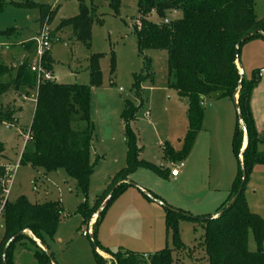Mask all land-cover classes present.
<instances>
[{
	"label": "trees",
	"instance_id": "trees-1",
	"mask_svg": "<svg viewBox=\"0 0 264 264\" xmlns=\"http://www.w3.org/2000/svg\"><path fill=\"white\" fill-rule=\"evenodd\" d=\"M78 1L79 13L72 18L62 19L58 29L70 27L74 38L89 47L92 26L94 23H102V14H97L94 0H90L89 6L85 5L83 0ZM106 1L117 14L120 1ZM38 8L41 24L50 7L40 5ZM137 9L140 25L134 26V32L137 51L143 59L144 73L133 77L134 94L140 96L142 83L150 77L151 62L145 51H165L167 86L174 89L187 106V131L182 146L178 151L168 146L165 150L167 159L180 161L188 155L202 128L204 98L214 95L217 98L228 97L234 101L233 95L237 91V108L242 118L241 125L237 117L232 136L238 170L228 198L217 209V214L239 193L234 203L222 215L192 217L183 210L172 208L158 195L149 191L141 193L148 200L156 201L163 207L165 231L170 235L173 250L177 254H182L185 250L179 234V221L185 219L197 221L203 227L198 244L202 248L206 264H264V220L250 211L244 194L253 167L264 164V152L257 149L262 139L258 136L249 105L260 70H253L251 78L245 79L240 75L236 64L240 49L245 43L255 38L264 40V36L257 32L261 29L264 33V18L256 17L255 0H137ZM170 10L180 11L181 18L164 22L166 12ZM54 12L51 11L49 19ZM152 12L162 21L155 23L148 20L147 17ZM246 36L247 38L241 41ZM99 58V54L90 56L89 84L44 81L36 86V75L30 71L32 60L29 59L18 64L14 69L13 79L5 82L1 78L11 70L0 66V95L10 90L19 95L23 89L27 96L29 90L37 89L34 112L27 129L30 148L25 147L21 153L19 165L41 170L43 174L63 169L73 178L76 181V189L84 197V201L77 208L84 224H88L97 214L109 192L114 189L105 207L98 213V220L91 234L96 264H106L97 249L109 255L114 264H140L144 255L127 251L112 253L101 246L96 237L97 228L108 206L132 186L129 177L136 169L147 168L161 177H167L168 170L140 159L142 148L131 126L139 107L126 101L120 114L126 146L125 166L111 178L93 204L88 202L89 179L98 161V158L94 162L90 161V148L94 139V127L90 121V94L92 88L98 87L101 82ZM53 63L50 57L44 56L43 65L47 70H52ZM114 68L115 59L112 54L111 73ZM240 79L242 82L239 85ZM17 111L13 104L6 103L0 114V124H16L18 118L14 115ZM74 122H83L85 126L75 128ZM242 127L247 135V146L240 153L244 136ZM3 151V145L0 143V160H4ZM12 172L13 168L9 163L0 164V205L3 203L4 225L0 239V264H13L14 248L23 240L36 245L28 232L47 247V240L55 235L63 214L59 201L32 203L24 195L16 197L13 201L5 200V187ZM250 232L255 242L254 251L247 247ZM33 257L38 264H52L41 248L34 252ZM146 259L148 264H175L178 257H174L172 249L165 246L158 252L147 255Z\"/></svg>",
	"mask_w": 264,
	"mask_h": 264
},
{
	"label": "rangeland",
	"instance_id": "rangeland-1",
	"mask_svg": "<svg viewBox=\"0 0 264 264\" xmlns=\"http://www.w3.org/2000/svg\"><path fill=\"white\" fill-rule=\"evenodd\" d=\"M119 1L117 14L114 13L108 1H93L97 6V14H102V23L93 24L91 42L89 47H86L74 38L70 27L58 29L62 19L72 18L79 13L78 0H0V66L11 70L1 80L5 82L12 80L14 65L35 58L34 38L40 29L38 6L50 7L45 19H48L51 38L49 49L44 56L50 57L54 62L52 68L55 78L51 81L61 84H89L90 56L100 55L101 82L98 87L92 88L90 94V121L94 127V146L106 150L113 142L111 141L113 138L122 143L123 124L120 114L125 108L126 101L139 107L131 126L142 148L140 159L156 167L162 166L168 170V174L167 177H161L155 171L139 167L129 178L138 181L146 191L159 195L164 200V197L177 194L182 205L186 206L183 211L192 217L201 218L202 216L193 213L214 207L217 192H221L229 185V180H226L228 172L232 171L234 174L238 170V160L232 147V136L238 117L236 107L229 99L217 98L214 95L204 98L202 128L188 155L182 159L186 168H191V173L183 180L180 188L176 186L177 184L174 185L169 171L179 161L167 159L165 150L168 146L174 151L181 148L187 131V109L185 113L176 91L167 86L165 51H145V55L151 62V73L143 83L149 84L141 86L139 97L134 94L133 77L144 73L143 59L137 51V39L134 32V26L140 21L137 0ZM83 2L87 6L90 5V0H83ZM28 3L35 5H26ZM52 10L55 12L49 19ZM255 13L258 19L264 18V0H255ZM179 18H181V12L176 14L172 10L165 14V19L169 21ZM147 19L155 23L162 21L154 12L149 14ZM22 43L28 47L33 44V57L21 56ZM112 54L115 59L113 73L110 72ZM239 58L243 77L250 79L252 71L257 69L258 63H262V60L252 57L245 44L240 49ZM36 90V88L29 90L27 96L23 89L19 95L13 96L12 90L0 95V114L5 102L12 96L10 101L15 102V108L22 105L21 112L14 115L18 118L16 124L10 126L0 124V143L4 148V160H0V164L9 163L13 168L11 179L6 183L4 199L13 201L16 197L24 195L32 203L59 201L63 214L55 235L47 240V248L54 262L56 264H96L91 234L98 219L95 214L88 224H84L77 213V208L84 201V197L76 189V181L70 178L63 169L52 171L44 176L42 172L39 171V174L30 166L19 165L21 153L25 147L30 148L27 141V129L34 112L33 97L35 99ZM23 97L29 98L23 100ZM223 102H227L230 109L224 108ZM210 105L221 108V114L217 118L212 116ZM226 111L231 113V127L233 126V130L231 128L227 132L226 128L230 120L226 121L228 119ZM73 126L83 128L85 123L74 122ZM242 141L244 143V136ZM257 149L259 152H264V143L259 144ZM191 151L194 152L193 157L196 158H191L189 161L188 156ZM101 160L97 161V166L94 168L96 172L91 185L89 179L87 198L90 204H93L92 200L100 185L102 176L98 165ZM105 169L101 167V170ZM106 171L109 170L103 173ZM249 188L250 190L246 192L248 199L251 201L255 197L252 192L257 191L256 197L262 195V203H264V164H257L253 167L246 185V189ZM165 202L168 204L166 200ZM1 207L0 238L4 230ZM156 208H160L158 214L145 211L141 214L142 217L125 215L118 212L120 207L114 200L105 210L98 225V229L101 228L104 231L105 240L98 235L99 233L96 235L97 240L100 241L101 246L112 253L127 251L144 255L140 264H148L147 255L158 252L165 246L172 249L174 257H178L175 264H206L202 248L198 244L203 234L202 225L192 220L179 221L180 240L185 250L182 254H177L173 250L170 235H167L165 231V211L161 206ZM260 211L263 216L258 215L264 220L262 207ZM89 227L92 228L91 234L84 236L82 232ZM36 245L27 241L26 244L17 247V264H38L33 259V252L40 250L41 247L37 242ZM247 247L250 251L256 249L251 232L248 235ZM99 255L104 258L106 264H114L109 255L105 253H99Z\"/></svg>",
	"mask_w": 264,
	"mask_h": 264
},
{
	"label": "crops",
	"instance_id": "crops-1",
	"mask_svg": "<svg viewBox=\"0 0 264 264\" xmlns=\"http://www.w3.org/2000/svg\"><path fill=\"white\" fill-rule=\"evenodd\" d=\"M170 11H172V10H170ZM174 12L176 14H178V12H180V11H174ZM24 44L25 43L21 44L22 51H23L21 56L24 57L26 55H29V56L33 57V53H34V46H32L33 44H31V46H29V47L25 46ZM245 46L247 47V51H250V54L252 55V57H254L257 60H262V63H258V65H257L258 66L257 69L260 70V72H259V80H258L257 85L253 88V90L251 92L250 102H249L252 118H253V121H254V124H255V128L257 130L259 138L262 139V141L259 144H262V143H264V40L262 38H255V39H252V40L248 41L247 43H245ZM165 57H166V54H165ZM165 61H166V58H165ZM18 64H20V62L17 63L16 65H14V67H16ZM239 64L242 67V64L240 62V58H239ZM237 68L239 70L238 65H237ZM242 72H243V69H242ZM52 73H53V68H52ZM53 76H54V73H53ZM54 78H55V76H54ZM148 84L149 83H145V84L142 83V87H144L145 85H148ZM14 95H18V94L13 92V96ZM12 97H10V99L7 102H5V104L6 103H11V104L14 105L15 102H11L10 101L12 99ZM236 97H237V95L235 96V100H236ZM23 98H24L23 100H25V99H28L29 97H23ZM223 99H229V101L230 100L232 101V99H230L228 97H224ZM33 101L35 102L34 97H33ZM181 101H182V104H183V107H184L185 113H186V109H187L186 103H185V101L183 99H181ZM223 103H224L223 104L224 108L230 109V108H228L227 102H223ZM210 108H211L212 116L214 118H217L221 114V108H217V106H213V105H210ZM15 109L18 110L17 114H19L21 112V110H22V105L19 106L18 108H15ZM226 117H228V119H226V121L230 120V123H228V126L226 128V132H227V130L229 131V130H231V128L233 130V126L231 127V113H230V111L228 113L226 111ZM203 121H204V119H203ZM122 137H123V131H122ZM111 141H113V142H111L110 145H108L106 150H105V148L95 147L94 144H93V141H92V145H91V148H90V161L94 162L96 160V158H98V162H99L102 159L101 162L98 165V166H100V171H101V176L102 177H101L100 185H99V187L97 189V194L95 195L94 199L92 200V203L105 190V188L109 184L111 178L121 168H123L125 166L126 146H125V143H124V139L121 140L122 143L119 142V140H117L116 138H113ZM243 147L244 146H243V141H242V148ZM193 153L194 152H192V151L190 152V154H189L190 158L188 156L189 161H191V158L192 159L196 158V157L195 158L193 157ZM195 163H196V161H195ZM95 166H97V163H96ZM101 167H102V169L104 167V168H106L105 170H109V171H106L105 173H103V171H105V170H101ZM107 168H109V169H107ZM181 170H182V172H180ZM35 171L37 173H39V171L42 172L41 170H38V171L35 170ZM95 172H96V169H94L92 175L90 176V185H91V180L93 179V177L95 175ZM189 173H191V168L190 167L186 168V165H184V167L179 170L178 175L175 176V177H172L170 175V171H169V175L171 176V179L173 180L174 185L177 184L176 186L178 188H180V185L183 183V180H185L187 178V176H189ZM42 175L47 176V174H43V172H42ZM235 175H236V171H235L234 174L232 173V171L228 172V176H226V180H229V185H228V187H225L224 189H222L221 192L220 191L217 192L218 194H217L216 200L214 202L215 203L214 207H212L211 209L204 210V211H199V212H196V213H193V214H196V215H199V216H203L204 214L205 215L209 214L211 216H215L217 214V209L228 198V195H229V192H230V188H231V184H232V182L234 180ZM181 176H182V178H181ZM130 182H132L134 184V186H131V187L127 188L116 199V205H118L120 207V209H118V212L120 214L133 215V216H137V217L138 216L142 217L141 214H143V212H145V211L149 212L150 214L151 213L158 214L160 212V210H159L160 208H156V207H160V205L158 203L154 202V201L148 200L141 193L140 189H142L143 191H146V189L144 187H142V185H139L140 183H138V181H136V180L133 181V179H130ZM130 189H133V190H130ZM249 190H250V188L245 190V198H246V201H247V204H248V207H249L250 211H252V212H254L256 214H260L261 216H263L262 213H261L262 211H260L261 207L264 210V203H262V200H263L262 197L263 196L260 195V197L259 196L256 197L257 191H253L252 194L255 197L252 198V200L250 201L248 199V197L246 196L247 195L246 192L249 191ZM160 198H162V197H160ZM164 198H165V200L167 201V203L169 205H171L173 207H176L178 209L185 210L186 206L182 205V203L179 200V197L177 196V194H173L172 196L164 197ZM157 205H159V206H157ZM0 207H1V205H0ZM211 210H214V211H211ZM1 212H2V207H1ZM146 216H149V215H146ZM102 231H103V229L100 228V230H99L97 228V234L99 233L98 235L101 238H104L103 237V236H105L104 235V231H103V234H102ZM104 240H105V238H104ZM27 241L28 240H23L22 242L17 244L16 247L14 248V251H13V263L14 264H17V262H16V249H17V247H19L20 245L26 244ZM102 241H103V239H102ZM99 243H100V241H99ZM47 247H48V243H47ZM34 252H33V254H34ZM98 252L99 253H103V252H101L99 250H98ZM33 259H34V257H33Z\"/></svg>",
	"mask_w": 264,
	"mask_h": 264
},
{
	"label": "built area",
	"instance_id": "built-area-1",
	"mask_svg": "<svg viewBox=\"0 0 264 264\" xmlns=\"http://www.w3.org/2000/svg\"><path fill=\"white\" fill-rule=\"evenodd\" d=\"M164 22H168L165 19ZM140 21L136 23V26L139 27ZM50 29L48 25V19H43L40 24V29L38 34L34 38L35 43V58L30 63V71L36 75V84L39 85L40 82L51 81L54 76L52 75V71L47 70L43 65L44 54L48 51L50 45ZM184 162L180 160L177 165L172 167L170 170V175L175 177L178 175L179 170L184 167ZM92 232V228H87L86 231H83L82 234L84 236H89Z\"/></svg>",
	"mask_w": 264,
	"mask_h": 264
},
{
	"label": "water",
	"instance_id": "water-1",
	"mask_svg": "<svg viewBox=\"0 0 264 264\" xmlns=\"http://www.w3.org/2000/svg\"><path fill=\"white\" fill-rule=\"evenodd\" d=\"M257 32L264 36V33H263V31H262L261 29H258ZM253 33H254V32H253ZM246 38H247V36L244 37L241 41H244ZM236 64H237L238 67H239V73H240V75H243V74H242V73H243V72H242V67H241V65L239 64V59L236 61ZM241 82H242V80L240 79L239 82H238V84L240 85ZM236 95H237V91H236V92L234 93V95H233V99H234L233 102H234V105H235L236 110H237V116H238L239 122H240V124L242 125L241 114H240V112H239V110H238V108H237V101L235 100V96H236ZM242 128H243V127H242ZM243 131H244V138H245V140H246V144H245V146L242 148V150L240 151V153L243 152V150H244L245 147L247 146V135H246V132H245V129H244V128H243ZM240 159H241V156H240ZM130 184H131L132 186H134V184H133L132 182H130ZM139 189H140V188H139ZM113 190H114V189H112V190L109 192V194L107 195L105 201L102 203L101 208H100V210L97 212L96 216H97L98 213H99V212L105 207L107 201L110 199V197H111V195H112V193H113ZM140 190L143 191L142 189H140ZM143 192L146 193V191H143ZM238 193H239V192H238ZM238 193L235 194V195L232 197V199L228 202V204L225 206V208H224L222 211H220L215 217H217V216H219V215H222L223 212H224L226 209H228V208L234 203L235 199L237 198ZM154 202H156V201H154ZM156 203H157V202H156ZM158 204H159V203H158ZM159 205H160V204H159ZM28 234H29V236H30L35 242H37L38 245H39V246H40V247L46 252L47 256H48L49 259L52 261V264H55V262H54V260H53V258H52L51 253L48 251V248H47L45 245H43L40 241L36 240L35 237H34L30 232H28ZM97 250H98V249H97Z\"/></svg>",
	"mask_w": 264,
	"mask_h": 264
},
{
	"label": "bare ground",
	"instance_id": "bare-ground-1",
	"mask_svg": "<svg viewBox=\"0 0 264 264\" xmlns=\"http://www.w3.org/2000/svg\"><path fill=\"white\" fill-rule=\"evenodd\" d=\"M245 144H246V140H245V138H244V143H243V146H245Z\"/></svg>",
	"mask_w": 264,
	"mask_h": 264
}]
</instances>
